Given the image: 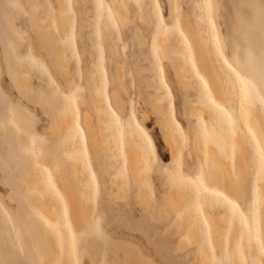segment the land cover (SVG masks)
<instances>
[{"label":"rangeland","instance_id":"1","mask_svg":"<svg viewBox=\"0 0 264 264\" xmlns=\"http://www.w3.org/2000/svg\"><path fill=\"white\" fill-rule=\"evenodd\" d=\"M0 1H2V0H0ZM3 1L6 2V4L10 5V8H11L10 18H11L12 22H11V24H8V26L13 31L16 38H18L20 41L19 49H14L15 59H16L17 65L21 69V72L23 73V75L28 78L27 80L30 83V86H31L30 88L33 87L34 91L37 90L38 92L40 90L41 94L44 93L49 98L56 97L57 98L56 101H58V105L63 104V106L65 108V109L62 108L61 109L62 111H63V109L65 111L68 110L69 112L73 111V114L79 119L82 118L83 114L84 115L86 114V115L93 117V122H94L93 127H95V128H93L94 133H95L94 135H96L95 137L98 139L100 137V134H101L100 139L103 138L102 139L103 141L98 139L100 144H102V143L105 144L104 145L105 149L101 150L102 154L100 153L99 154L100 156L97 157L98 160L95 159L94 152L91 151V149H89L90 147H87L88 155H87V161L86 162H88V163L86 164V173L84 172L85 173L84 174L81 172V176L83 175L82 176L83 181H81V182L86 183V185L83 184V187L85 186L87 188V185L90 182H93V183H96L95 186H96V189L98 190V193L96 194L97 198L96 199L90 198V199H92L91 202H93L94 205H92L91 202L89 203L88 199H86L85 194L83 195V198L85 196L83 201L87 200L89 206L85 202L84 203L88 206V208H90L89 209L90 215H89L87 221L89 224H92L96 229L95 231L93 230V233H92L91 229L87 230V229H85V227H83V232L86 235L88 234L87 235L88 240H84V241L85 242L87 241V243L88 242L91 243L92 249L94 250V254L96 255L95 256L96 259H99V257H100V251H101L100 249L102 247V238L100 237V234H101L103 228H105L111 232H116L119 236H124L128 239H133V240L137 241L139 244H141L143 246L145 245L147 247V252L159 264H202L203 262L205 264V262H208V260H207V259H209L208 256L204 257V259L206 258V261L205 260L202 261L203 258H202L201 253L203 251L200 252V254H199V252H197L198 250L199 251L201 250V249H199V247L201 246L202 248H204V247L206 248V249L204 248V250L207 252V254H206V252H205V254L206 255L209 254L210 245L208 244V242H206V243L203 242L205 239L208 240L207 239L208 237L204 238V240L201 241V238H203L204 236L206 237L205 229L203 230L204 232L202 231V227H203L204 223H202V225L200 226L201 219H199L200 217L198 218V216H200L201 213L204 211L205 206H200V207L195 208L194 205H191L192 204L190 202L191 199H189L190 201L188 200V198H190L192 196V192L190 193V190L192 191V189H191L189 182L185 181L184 178L182 180L180 174L178 177L177 176L178 172H177V175H174V174H176L177 170L192 173L193 170H195V168H196L195 171H198V169L200 168V164H198V162L200 163V160L197 162V160H198L197 157L199 156V153H200V151H199V147L201 148V146H199L200 144L203 145L201 150L204 151V154H202V152L200 154H202L204 156L202 157V155H201L202 159L200 157H199V159L205 161L207 164L208 160L210 159L209 158L210 156L209 157L207 156V158H206L205 155H206V153H209L207 151H209V150L211 151V148L217 144V142L214 138L216 137V139H217L218 136L212 137L214 135H211L212 133L210 134V132L207 131V134H206L207 137H206L203 132H201V133H203V134H201L198 131V129H200V131H201L202 127L200 128L201 125L199 124V122H197L198 121L197 118H199L197 116V112L199 111L198 109L203 107L204 102L198 101L199 100L198 99V97H199L198 89L200 87H199V83L197 82V80H195L194 77L191 75L192 70H194L193 67L190 65L191 66L189 69L190 71L187 74L183 75V77H181V78L185 79V83H187L189 80V87L186 88L187 87L186 85H185L186 86L185 87L184 85H182L180 80L179 81L177 80V79H179V77L177 78V75H175L176 74L174 71L175 69L172 68L173 65L171 63H169V61L167 59L165 60L162 57L161 53L156 50L155 45H154L155 35L160 33V32H165L169 36V39L176 42L178 44L179 48L181 50H183L186 46V41L184 39V36L187 37V40L191 46L193 58H194V61H195V64H196L198 70L200 71L201 74H203L205 76L208 84L209 85L211 84L210 76H209L210 75V69L209 68L206 69L204 64H203V59L209 60V57H208L209 53H207L202 40L199 39V37L197 36V31L195 30V26H194L196 24L195 23L196 20H195L194 13H193L192 9H193V3L196 2V0H123V2L126 3L127 13H128V15H127L128 22L125 24L126 27L124 25H122V27H121V25L117 26V27H114V26L111 27L107 21L110 12L106 6V0H100V1L91 0L90 5L92 6V9L94 10L91 17L94 19L95 22L96 21L98 22V26H99L97 31L93 30L94 36H95V44H90L89 40H88V38H89L88 36L90 35L88 31L90 30V28L88 29V27L87 28L84 27V29H82V34L83 35L85 34L84 37H86V32H88V34H89L87 36V41H85V42L83 41L84 39L86 40V38H83V39L81 38V37H83V35L81 37H79V34L77 35V32L80 31V29H81L80 25L82 22L80 20L81 19V14H80L81 6L76 0H66L69 4L68 15H70V19L69 18L67 19L68 28H69V30L73 31L74 37L71 38L70 35L68 34V31H66V29L62 28L60 25L58 26V31L60 33V37L62 38L63 43L67 44L69 46L68 61L67 62H68V66H69L71 72H70V75L68 77L63 76L62 73H60L59 71H57V69L54 68L53 63L50 60V55H48V52H46L47 48H43L42 44L40 43V41L38 39V34L35 32V30L32 26L31 12H30V8L28 6L29 4H28L27 0H3ZM157 5L159 6L160 12L162 14L161 19L159 17ZM56 6L58 7V4H56L55 0H38V14H39V17H40L41 21L43 22V25L45 26V28H47L48 25H51V23H52V21H50V20L47 23V21L45 20L46 14L47 13H50L51 15L56 14L57 13ZM198 8L201 10V11L198 10V11H200V14H201L199 17L203 20L206 17V15L202 11V6H201L200 2L198 3ZM96 13H97V16H96ZM49 22H50V24H49ZM210 24L211 23L208 20L207 26L210 27L211 26ZM52 25H53V23H52ZM50 27H55V26L53 25ZM105 28H107V30H108L107 34L104 32ZM51 29L53 30V28H51ZM54 30H56V31H54ZM54 30H53V32L58 33L56 28H54ZM134 30L136 31V33ZM91 34H93V33H91ZM134 34H136V35H134ZM108 35H110L113 39L114 51H112V49L110 48L109 40L107 37ZM92 39H93V37H92ZM57 43L58 42H56V44ZM200 45H201V48H204V51L200 50V48H199ZM3 49H4V47H3V44L1 42V36H0V68H1V72H2L1 73V84H2L1 86L3 87V89L8 94V96H4L0 92V110L12 111L13 105L19 104L22 108H25L28 112L31 113V116L34 119L35 125L32 129L19 125L20 134L17 138V142L19 145L17 146L16 145L17 143L15 141L16 148L14 146V143L12 144L9 142L12 139L10 138V140H9V138H8L9 136L7 135L8 136L7 137L5 135L7 132L5 129L6 127L5 128L3 127L4 128L3 131H1L2 129L0 130L2 132L1 133L2 137H0L1 138L0 139L1 140L0 141V146H1L0 153H2L1 157L4 158V156H5L6 161L9 160L10 163L12 162L10 164L7 161V163L12 166L11 167L12 169L13 168L16 169L15 167L17 166L15 173L13 171L14 169L12 170L13 172L12 171L8 172L7 169H9V168H7V167H6V169L4 168L5 171L3 170V167H5V166H3L5 164V162L3 165L0 163V168H1L0 169V204L4 208L9 219H12L14 216V211H13L14 207H12V206L16 205V203H18V202L16 201V199H15V201L13 199H11V202H10L11 204H10L9 200L6 198V195L9 193V191L11 189L12 183H10V185L8 184L9 182L7 181V179L9 180V178H7V176H5L4 172L5 173L8 172L6 175L11 174V173L16 174V176L20 175V173H19L21 171L20 169H21V167H24V165H22V164H24L25 161L19 163L21 165V167H20L19 164H17L20 160L18 159L19 160L18 161L17 159L16 160L14 159L15 162L18 161L15 165V162L12 161L10 152L9 153L7 152L9 148L11 149V147L10 146L8 147V145L12 144L15 148V152L17 151L16 149L20 148L18 150V152L20 155H22L23 158L26 157V155L30 152V149H31L34 152L30 153V155L28 154L27 156L29 157V159H30V157L34 158L33 161L38 166V169H37L36 165H35L36 170L34 169L35 166L32 163L33 162L32 158L30 159L31 161L28 160L29 161L28 162L27 161L28 157H26L27 158L26 161L30 164L32 163L31 165L28 164L29 165L28 167L32 166L29 168L32 171L34 169L33 172L31 171L32 173H34V172H36V173L38 172V174L41 173L40 178L37 174V178L42 179L41 177H43L45 183L44 182L42 183V180H41L42 185L41 184L40 185H41V187L44 186L46 188V190L48 191L47 192V191H45V189H43L44 192L40 193V191L37 190L38 193H40V195L38 194L36 197L41 198L42 195H43L42 197H44L45 196L44 193H46V195H48V196L50 195L49 199L52 201H50L49 207L52 210V212L55 214L54 215L55 217L53 219H49L48 217H44L46 219L45 220L46 224L48 226H53L55 224L57 225L58 221L60 219H62L63 220L62 222H64V226L71 228V227H73V221L74 220H73V217L71 216L69 200H68L67 193L65 191V187H66L65 182H64L65 177L62 178L60 176V174L56 171L57 162L52 160L53 157H51V155L52 156L54 155V158L55 157L60 158L59 154L57 153L58 150H60L62 152L61 155L64 154L61 157H64L66 155L67 158H65V160H68V158L71 157L70 159L72 160V162L70 164H72L73 160L75 161V159L71 155L72 153L67 151V149H65V148L63 149V147L64 146L67 147L70 145L71 148L73 150H75V149H79L83 143H85L87 146V141L84 140V133H83V131H81L80 128H78L76 126H71L68 130H66L62 134H58V132H56V131L54 132L53 130L52 131L50 130V128H52V127H50L51 123L54 119L53 115L55 116L58 114L59 115L62 114L63 116H65V114L71 115V113H67L68 111L63 113L60 110H59L60 111L59 112L58 110H56V108H55V110L48 111L51 108L50 105H49V108L46 104L43 106V104H42L43 102H41L42 100H40L41 103H39V97H38L40 95V97H41L40 99H42L43 97H46V96H44V94H43V97H42L41 94L38 93L37 91H35L37 94L36 96H35V93L31 95V93L34 92V91H32V89L29 92L30 94L26 93V95H25V93H24V95H22L23 93H21L22 96L20 94H18L20 92H16L15 88H17V87L14 86L16 84L13 81L11 82V80H13V79H11L9 74H7L6 65H5L6 62H5ZM213 52H214L217 60L219 61V64L221 65V67H224L222 60L218 56V52H217L216 48L213 49ZM91 67H93V69H94L93 73L99 82V87H94L91 84V79H90V76H91L90 68ZM143 68L144 69L146 68V70H143ZM159 70L165 71V74L168 78V81L170 82L171 87H172V97L166 96V98L164 99V104H165L168 120L172 122L173 127H174V131H172V133L173 134L175 133V135H176L175 136L172 134V136H173L172 141L174 140V142L171 141L169 136H167V139L168 140L170 139L169 141H171L173 143L172 144L171 142H169V144L174 145L173 147H175V151L174 150L171 151L174 148H171L172 145L170 146L168 144V142H166V141H168L167 139L164 140V136H163L164 132L162 131L161 127L159 128L160 124L158 123V121H159L158 120V114L154 110L155 107L152 105L154 103L155 99L153 101L154 96H152V94H150V93H154L155 89H150L149 88L150 86L148 87V85H147V82H146L147 80L145 81V78L146 79L149 78L148 81H150L152 79L155 84L156 83L160 84L159 75H158ZM223 72L225 73L227 78L232 79V75L230 73L226 72L224 69H223ZM185 76H186V78H185ZM188 76H190V77H188ZM67 78L70 79L74 90H78V92L80 90L83 92V94L80 92L83 96L81 95L82 97L76 98V102L74 104L71 103V98H72L73 92L70 89V86L68 85ZM186 79H188L187 82H186ZM152 80L148 83H152ZM231 81L234 84V79H232ZM182 82H183V80H182ZM152 85H154V84L152 83ZM104 87H105V89H104ZM233 87H235V84L233 85ZM18 89L20 90V88H18ZM23 89H25V88H23ZM19 90H17V91H19ZM160 90L162 91V95L166 94L165 88L162 86V84H160ZM186 90H188V91H186ZM90 91H93V93L96 94L98 96V98H100V100L97 99V101H100L99 102L100 107H101L102 111L104 112L103 113L104 115H102V116L100 115V117H102L104 119V121H101V120H103L101 118V120H100L101 122H99V119H100L99 116H98L99 119L96 118L97 117V115L95 113L96 109H94V104L92 103L93 101H91L92 99H91V96L89 94ZM27 95H29V97H31V98H29ZM32 96H35V98ZM85 96H86V98L84 99ZM89 96H90V99L87 98ZM117 96H119L122 99L120 103H117L115 101ZM92 98H93V96H92ZM187 98H189V99H187ZM49 100H51V99H49ZM186 100H188V101H186ZM152 101H153V103H152ZM191 102L193 103V105H194V103L196 104L198 102L200 105H202V104L203 105L200 106L199 104H196V105H199L200 108L195 107L196 106L195 105V106H193L194 108L192 109V107H191L192 103ZM96 103L98 104V102H96ZM109 103H111L115 107V109L117 111L116 114H114L112 112V110L109 106ZM190 103H191V106L189 105ZM48 104H50V103H48ZM188 106H189V108H188ZM204 106H206V104ZM52 107L54 108V105H52ZM46 109H47V112L45 111ZM203 109H204V111H202ZM205 109H207V110L205 111ZM132 110H133V113L135 114V119L132 117ZM54 111L56 112V114H54L55 113ZM186 111H188V112H186ZM200 111H202L204 113V116L205 117L207 116L206 118H208L210 121V119L212 117L211 114H213V113L208 112L209 116L206 113H207V111L212 112V110L207 106V108L204 107ZM100 112H101V110H100ZM193 112L196 113V114H194V116L192 115ZM189 113L191 115H189ZM199 113L200 112H198V114ZM101 114H102V112H101ZM175 119H178L179 121L182 122L181 130L178 129V127L176 126ZM189 120H190V122H189ZM137 122L139 124L144 125L146 128L149 129V134H150L151 138L154 140V142L156 143V146H157V149L159 152V155H158L159 157L152 154V152L149 153V155H150L149 158L151 159V162H152L151 166L148 168L146 166H144L145 170L143 168V171H146V172L141 171L142 169L140 170L141 171L140 173H144V175L141 174L142 177L144 176L146 178V180L148 178L149 181L148 180L146 181L145 178L143 177L144 180H143V178H142V180L146 181V183L141 182V184H140V182H139L140 185L139 184L137 185L138 182L137 183L134 182L136 180L129 178L130 177V176H128L129 170L127 168V163H125V158H124V154H125L124 141H125V135L126 134L129 135L128 134V128H127L128 126H131L129 129L132 131V134L137 131V133H139V135H141L142 138L145 139L143 134L138 132V128L136 127ZM198 124H199V127H197ZM189 125H191V126L193 125V128L191 126L189 127ZM97 126H98L99 130H98ZM195 127L197 128V131H195L196 130ZM96 130L99 131V136L97 134L98 131H96ZM160 131H162V132H160ZM190 132H194V133H190ZM195 132H197V133L195 134ZM161 133H162V135H161ZM198 133L201 135L197 136ZM192 134H195L197 136V141H195L196 140L195 135L193 136ZM3 135H5L8 138L9 144L6 142L7 138L5 137L6 138L5 139L3 137ZM210 135H211L213 141L212 140L210 141V139H211ZM136 136L137 135H134V136H132V138L127 136L128 139L130 138L129 139L130 144H132L131 140L134 141V137H136ZM192 136L195 139H193ZM202 136L203 137L205 136V137L203 138ZM170 137H171V135H170ZM136 138L139 139V136H137ZM174 138H176V140ZM208 138H210V139H208ZM189 139L191 141L194 140L196 145L199 147H197L195 145V143L190 142ZM200 139L203 140L204 142L201 141V143L198 145ZM230 139H232V138H230ZM2 140H5L4 142H6V143L1 144V142H3ZM109 141H110V144L112 145L111 147H109V145H110L108 143ZM176 141L178 142L177 143L178 147H177V145H175ZM189 142L192 144V146L195 145V147L198 149V151H197V149L195 151V149H193L191 144L189 145ZM206 142H208V143L214 142L211 145V148L209 150L207 149V147L209 148L208 145H210V143L207 146H205ZM133 143H134V146L136 147L137 145H136L135 141ZM43 146H47L48 149L46 148L47 150L45 151V148H44V151L41 152L40 150L42 149ZM248 146L250 147V145H248ZM215 147H214V149H216V150H212V152H210L209 154L214 155L213 151H215V153H216L215 155L218 154V156H217L218 159L223 160V162H224V160L226 158L222 157V156L223 155L225 156V154L227 155V153H225V150H223L225 153V154H223V152L220 151V149H217L218 144ZM3 148H5V149L8 148V149L5 151V149H3ZM112 148H114L113 149L114 151L116 148V151H115L116 153L122 152V154L119 153L120 154L119 158H117L119 154L112 152L113 150L111 151ZM117 149H119V150L117 151ZM148 149L150 151H152L150 148H148ZM203 149H205L206 152ZM228 149H230V147ZM12 150L13 149H11V152H12ZM20 150H21V153H20ZM28 150H29V152H28ZM218 150L222 153L219 154L220 152H218ZM227 151L228 150L226 149V152ZM230 151H231V149L229 150L228 153H230ZM106 152H108V153H106ZM174 152H176V153L174 154ZM197 152H199V153H197ZM23 153H24V156H23ZM44 153H45V155H44ZM55 153L58 156L57 155L55 156ZM196 153L198 155L197 157H196ZM19 154H18V156H19ZM31 154L32 155L35 154V156L34 155L32 156ZM113 154H114V156H113ZM7 157L9 159H7ZM256 157L259 160L256 159ZM2 158H0V160ZM113 158L114 159L117 158L116 159L117 161L114 160ZM174 158H175V160H174ZM215 158H216V156H215ZM228 158H231V159H227V160H230V161H228L230 163V165L228 164V162L226 165L230 166V167H228V169L229 168L231 169V167H232V170L229 169V171H226V172L232 173L233 176H235V181L237 182V192L235 193L234 191L229 190V193L231 194V196L233 198V211L237 212L238 207H241V209L248 216L250 211L253 209L252 199L254 196V192H257V194L259 196L261 185L262 184L264 185V154L261 156L253 154V160L255 161V163H258V162L262 163V169H261V173H260L259 177H257L258 174H255L253 176V173L252 174L249 173L251 171L247 172V170H243L242 165L241 166L238 165L240 169L238 168V166L233 165V164H236L235 163L236 158L234 156H230V154H229ZM105 159H106V161H105ZM111 159H113V160H111ZM206 159H208V160L206 161ZM173 160H174V162H172ZM227 160H225V163ZM231 160H232V164H231ZM3 161H5V160H3ZM108 161H109V163H108ZM114 161H116L115 164H117L118 168L120 169V173L119 172L116 173V175H119V176H116L115 177L116 179L114 178V180L119 182L120 187L122 184H125V187L128 190L127 195L125 194L127 192V191H125L126 188L123 185H122V187H124L125 190H124V188H119V189H121V191H122V189L124 190L122 192L118 189L119 186L115 182H113V184H111V187H110L111 181H109V180L113 181L112 177L115 176L114 175L115 170L113 169L114 166L111 165L112 164L111 162L114 163ZM1 162H2V160H1ZM27 162H25V163H27ZM67 162H70V160ZM67 162H63V163H67ZM219 162H222V161H219ZM173 164L177 165V166L180 165V166L172 168V166H174ZM5 165H7V164H5ZM143 165H145V162H143ZM208 165L209 164H207L206 166L209 167ZM222 165H224V163ZM222 165H221L222 168L227 167L226 165L225 166H222ZM252 165H254L253 170L251 169L253 172L254 170H256V166L254 163ZM7 166H9V165H7ZM233 166L234 167L236 166L235 169ZM18 167H20V169H18ZM31 168H33V169H31ZM175 168H177V170H175V173H174V170H173L172 174L168 173V170H172ZM26 169L22 168L23 174H25L24 170H26ZM17 171L19 174H17ZM195 171H194V173H195ZM11 176L13 178L14 175L12 174ZM110 176H111V178H110ZM190 177L193 178L192 175ZM256 177H257V179H259L258 180L259 184H256ZM120 178L122 179L121 183H120V180H121ZM164 178H166V179H164ZM178 178H181L180 179L181 183H182V181L183 182L185 181V183L184 184L179 183ZM118 179H120V180H118ZM172 179H173V181H172ZM164 180H166V181L164 182ZM169 180H170V182L171 181L173 182V185H174V181L177 180V184L179 183L181 188H182V191H180L181 190L180 186L177 185L175 182L174 189L176 188L177 191H176V189L175 190L171 189L172 192L174 191L171 195L176 194V192H177V194L180 192V195L182 193L184 194L186 192V189L190 186L189 187L190 189L188 188L187 192L190 193L191 195H188V193L186 192L187 193L186 197L188 196L186 201H189V203L192 207L190 209L194 208L193 212L194 211L195 212L193 213V216L191 214L192 210L189 209V207H188L189 203H187V202H185L183 204L184 205L186 203L188 204L187 205L188 211L184 210V207L186 209V205L185 206L182 205V208H180L186 212H184L183 210H180L179 207H176L178 209V211L176 209H175L176 210L175 211V210H173V208L165 206L166 203L164 204V202H162V204L164 206L162 204H160L163 207V208H161V206L155 200H154V202L151 201L152 196H151V198L149 197L151 199L149 201V203L153 202L152 205L154 203H156V204H154L151 207L147 203L150 206V208H152V209H150V211H148L149 207H145V206H147L146 204L144 206L145 209H143L144 207L142 205L140 206L137 204V202H135V197L138 193V192L136 193L135 190H138L137 189L138 186H142V183H143V187H142L143 189L140 187L139 190H144V188H145L146 189L145 191L147 193L145 191L144 192L148 196H150L149 194L152 192V190H150V187L152 186V188L154 189L153 192L156 194L158 201L161 202L164 192L166 190L167 191L169 190L168 192L170 193V189H168V188L173 187V186L169 187V185H172L171 184L172 182L170 183ZM81 182H80V184H81ZM166 182H168L169 185L165 184ZM114 183L118 187H115ZM135 183L137 186L135 185ZM144 184L145 185L148 184V185L145 187ZM149 185H150V187H149ZM182 185L183 186L188 185V187L186 186V189H184V187H182ZM212 185L213 186H219L221 188L223 186L221 181L220 182H213ZM84 188H83V190L85 191ZM88 189L89 188H87L86 190L88 191ZM118 190L120 191V193H122V196H123V194H125L127 196L126 197L124 195L126 198H128V200H129L128 203H127V199H125V198H122V200H121V198L114 197L116 194L115 192H119ZM262 190H263V188H262ZM37 191L35 192V194L37 193ZM108 191L110 193L114 192L115 194L111 193L112 194V197H111V195ZM33 192L31 191V194ZM184 195H182L183 197L181 196L182 198L180 197L182 202H184V199H185ZM32 196H33V194H32ZM116 196L122 197L119 194H117ZM173 197H175V195ZM175 198H173V199H175ZM180 198L178 197V198H176V200L177 199L180 200ZM114 199L117 201L115 202ZM181 200H180V202H181ZM176 203L174 202V204H176ZM209 203H210V201L208 202V204L207 203L204 204L206 206L208 205L205 208V210L207 208H209V205L211 204V203L210 204ZM155 205L157 207L160 206L159 207L160 210H159V208L157 209L159 212L160 211L161 212L163 211L162 213L165 212L164 213L165 216L168 214V216H169L168 220H167V216H166V218L164 216V219H162L160 217L162 219L161 220L159 218L160 213L157 211H156L157 212L156 215H155V212L154 213L151 212L153 210V208H155V209L157 208ZM180 205H181V203H180ZM213 205L215 208L212 207ZM216 205H218V210L216 209L217 208ZM216 205L211 204L210 208L212 207L211 208L212 210L210 212V209H207L210 213V214L207 213V215L209 217L211 215L212 219H217V217H219L217 219L219 224L222 225V223H223L224 226H222V227L227 226L225 228V230L223 228V233H224V231L227 232L228 228H229V230L232 228L233 231L236 230V232H237V228L235 230L233 229L235 227L234 225L237 224V222H236L237 219L234 220L236 222L235 224L233 223L234 221L232 222V225L233 224L234 225H233V227H231L230 222L228 221L229 219L227 216L228 215L227 207L225 208V205L220 206V203L219 204L216 203ZM222 206H224V207H222ZM219 207H220V209H219ZM146 208H148V209H146ZM155 209L153 211H155ZM162 209H164V210H162ZM34 211L31 208V213ZM181 211L186 215V217H190L188 215L191 214L190 218L194 217L195 219L189 218L191 220V223H189L190 220L189 221L186 220L188 218H186L183 213L181 214ZM219 211L221 212V214L223 213L222 215L224 217L225 216L227 217V219H228L227 221H226V218H224L225 220H223L222 216H219V215H221L219 213ZM225 211L227 214L225 213ZM189 212H191V213H189ZM195 213L197 214V216L194 215ZM33 214L36 215L37 213L34 212ZM33 214H32V217H35V215L33 216ZM180 214L183 215V217L180 216ZM213 214L217 215L216 218ZM178 215H179V217H181L180 220L183 218V221L184 220L188 221V223H186V224H189L188 226H191V227L194 226V225L193 226L190 225V224H192V220L194 222L196 220V217H197L198 220H200V221H198V220L195 221L196 232L194 229L195 226L193 229L191 227L185 226V223H184L185 221L183 222L182 220L181 221L183 222V225L186 227V229H184V227H182L184 230H182V228H181V230H179L180 227L182 226V225L180 226V224H182V223H181V221H178V219H179ZM36 216L38 218V214ZM156 217H158L159 220ZM123 219L124 220L126 219V221H123ZM129 219H130V221H132V227L135 226V228L133 227L130 229V226L127 227L128 224H126V223L129 222ZM37 220L38 219L35 218V221H37ZM127 220H128V222H127ZM155 220H157V221H155ZM219 220H221V221H219ZM38 221L40 223V220H38ZM148 222H149V225H148ZM196 222H197V224H196ZM225 222H228V225H225V224H227ZM137 223H139V224L141 223V225H140L141 228H139V230L137 229L139 227V224H138V227H136ZM142 226L146 229V230H144V228H143V231L147 233V229H148L149 234L145 233L146 235H144L143 234L144 232L140 231V230H142ZM199 226L201 227L200 229H199ZM154 227H157V228H154ZM236 227H238V225ZM188 228H189V230L192 229L191 232L194 234H190L191 232H189ZM205 228H208V226L205 225ZM47 230L48 229H46L45 232H48L49 234H51V232H49ZM187 230H188V235L185 233V232H187ZM193 230H194V232H193ZM259 230H260V234L263 238L264 237V226L262 224L259 226ZM161 231H162V233H160ZM199 231H202L201 233L202 234L204 233L203 234L204 236L201 235V233ZM229 232L230 231L227 232L228 234L224 233L225 237L223 236L224 234L221 232L222 236L224 238H228L226 248H224V250L222 251L219 248L218 244H214L212 247L214 259L209 264H229L230 263V257H231L232 252H233L232 239H235L234 234L236 235L237 233H234L232 235L233 232H230V233ZM243 232L245 234L244 235L245 240H247L249 243L256 242V241H254L253 229H252V225H251L249 217L247 218L246 226L243 227ZM52 233H53V231H52ZM189 234H190V238L193 237V235L194 236L195 235L200 236L196 239L197 240L200 239L199 242L201 241V244L200 243L198 244L197 241H195L196 243H194V240H196V239H193V238H195V237H193L190 240V238L188 237ZM51 235L53 236V234H51ZM185 236H187V239ZM212 236L214 238V241H216V242L220 238L219 233L216 231H213ZM183 237H184V239H183ZM81 238L83 239L84 236ZM73 239L80 241V239L74 235H73ZM162 240H163V243H161ZM180 240H181V242H180ZM165 241H166V243H164ZM156 242H157V244H155ZM203 243H205V244H203ZM160 244L161 245L163 244V245L161 246ZM206 244L209 245L208 248H207L208 245H206ZM14 246H16V245H14ZM262 246L264 248V239H263ZM18 248H20V247H18ZM18 248L17 249L14 248L17 250V254H19L17 256L18 257L20 256L19 259L22 260L23 264H28L29 260L26 258V256H25L26 254H24V251H22L21 249H19V251H20L19 252ZM58 249H60V251L62 250L61 247L60 248L58 247ZM221 254H222L223 262L221 260H219ZM261 256H262V258L260 259V261L262 263H264V252L263 251H261ZM196 258H197V260H196ZM16 260H15V263H17V261H18V260L17 261ZM75 261H76V264H80V258L78 256H76ZM19 264H20V261H19ZM29 264H31V263H29ZM84 264H89V262L85 261Z\"/></svg>","mask_w":264,"mask_h":264},{"label":"bare ground","instance_id":"2","mask_svg":"<svg viewBox=\"0 0 264 264\" xmlns=\"http://www.w3.org/2000/svg\"><path fill=\"white\" fill-rule=\"evenodd\" d=\"M55 1H56V4H58V7L56 6L57 13L52 14V15L50 13H47L46 19H45L47 21V23L49 20L52 21V23L55 27H50V26H53L51 23V25L47 24L48 25V27H47L48 29H47L43 25V22L41 21L39 14H38V0H27V2L29 4L28 6H29L30 12H31L32 26H33L35 32L38 34V39H39L40 43L42 44L43 48H47L46 52H48V55H50V60L52 61L54 68L57 69V71H59L60 73H62L63 76L68 77L70 75V72H71V70L68 66V62H67L68 61L69 46L67 44L63 43L62 38L60 37V33L58 31V26L60 25L62 28H65L66 31H68V34L70 35L71 38L74 37V33L72 30H69V28H68L67 19L68 18L70 19V15H68V10H69L68 2L66 0H55ZM76 1L81 6V9H80L81 19L80 20L82 21L81 25H80L81 29L79 28L80 31L77 32V35L79 34V37H81L83 35L82 29H84V27H86V28L88 27V29L90 28V30L88 31L90 35L88 34V32H86V37H84V35H85L84 34L83 37H81V38L82 39L86 38V40L85 39L83 40L85 42V41H87V36L89 35L88 36L89 37L88 38L89 43L95 44L94 31H97L99 26H98V22L97 21L95 22L94 19L91 17L92 13L94 12V10L92 9V6L90 5L91 0H76ZM98 1H100V0H98ZM199 2L201 3L202 11L206 15V17L203 20L199 17L201 15L200 14L201 10L198 8ZM106 6L110 12L109 17L107 19L108 24L111 27L112 26L117 27L120 25H121V27H122V25L125 26V24L128 22V18H127L128 13H127V8H126V3L123 2V0H106ZM157 8H158L159 17L161 19L162 14L160 12V8L158 5H157ZM198 10H200V11H198ZM192 11L194 13V17L196 20L195 21L196 24L194 26H195V30L197 31V36L199 37V39L202 40L207 53H209L208 54L209 60L203 59V64H204L206 69H208V68L210 69V75L209 76H210L211 84L210 85L208 84L205 76L203 74H201L200 71L198 70V68L195 64L192 49H191V46L187 40V37L184 36V39L186 41V46L183 50H181L179 48L178 44L176 42H174L173 40L169 39V36L165 32H160V33L156 34L155 38H154L155 39L154 40L155 48L157 51H159L161 53L162 57L165 60L167 59L169 61V63H171L173 65L172 68L175 69L174 70L176 73L175 75H177V78L179 77V79H177V80L178 81L180 80L182 85H184V86L186 85L187 86V87L185 86L186 88L189 87V80L186 79V82H187V80H188V82L185 83V79H183L181 77H183V75L187 74L190 71L189 69L191 66L193 67L194 70H192L191 75L194 77L195 80H197V82L199 83V87H200L199 88L200 90L198 89V91H199V93H198V95H199L198 99L199 100L198 101L204 102V105L206 104V106H204L201 103L203 105V107H201V108H200V106H202V105H200L199 102L196 104H199L200 106L196 105L195 103L193 105L192 102H191L192 106H191V103L189 104L192 107V109L194 108L193 106H195V105H196L195 107L200 108V109H198L199 110L198 112H200V113L198 114V112H197V116L199 117V118H197L198 121L196 120L201 125L200 128L202 127L201 131H200V129H198L199 133L203 132L204 135L206 136L207 131H209L210 134L212 133L211 135H214L212 137L218 136L217 139H216V137L214 138L218 144L217 149H220V151H222L223 154L227 153V155H228L227 156L225 154V156L223 155L222 157H225L226 158L225 160H227V159H231V158H228L229 154H230V156H234L236 158V161H235L236 164H233V165H236V166L242 165L243 170H247V172L251 171L249 173H251V174L253 173V176L255 174H258L257 177H259V175L261 173V169H262V163L261 162L255 163V161L253 160V154H256L258 156L259 155L261 156L264 154V0H200V1L196 0V2L193 3ZM10 14H11L10 5L6 4V2H4L3 0L0 1V36H1V42H2L3 47H4L3 52H4L5 62H6V63L4 62L6 65V71H7V74H9L10 78L13 79V80L10 79L11 82L13 81L16 84V85H14L12 83L15 87H17V88H15L16 92H20V93H18L20 95H21V93H23L22 95H24V93L26 95V93L28 94L31 89H32V91H34V89H33V87L30 88L31 86H30L29 81L27 80L28 78L23 75V73L21 72V69L17 65L16 59H15L14 49H19L20 41L18 38H16L15 34L13 33V31L8 26V24H11V22H12L11 18H10ZM96 16H97V13H96ZM208 20L211 23L210 27L207 26ZM49 24H50V22H49ZM51 28H53V30H54V28H56L58 33L53 32V30ZM104 30H105L104 32L107 34L108 33L107 28H105ZM54 31H56V30H54ZM91 33H93V34H91ZM135 33H136V31H135ZM134 35H136V34H134ZM92 37H93V39H92ZM107 37L109 40L110 48L112 49V51H114L113 39L110 35H108ZM56 42H58V43L56 44ZM199 48L201 51H204V48H201V45L199 46ZM214 48H216V50L218 52V56L222 60L224 67H221V65L219 64V61L217 60V58L213 52ZM223 69L232 75V79H234L235 87H233L234 84L231 81L232 79L227 78V76L223 72ZM90 70H91V76H90L91 84L94 87H99V82L93 73L94 72L93 67H91ZM143 70H146V68L145 69L143 68ZM1 73L2 72H1V68H0V92L4 96H8L7 92L1 86L2 85L1 84ZM158 75H159L160 84H162V86L165 88V91H166V94H164V95H162V91L160 90V84L159 83L155 84L153 82V80L151 79L152 83L154 84V85H152V83H148L151 81V80L148 81L149 78H147V79L145 78V81L147 80L146 82H147L148 87L150 86L149 87L150 89H155V92L150 93V94H152V96H154L153 101L155 99L154 103L152 101V103H153L152 105L155 107V108L154 107L153 108L156 111V113L158 114V120H159L158 123L160 124L159 128L161 127L162 131L164 132V135H163L164 140L167 139V136H169V138L172 141V137H173L172 131H174V127H173L172 122L168 120L166 108H165V104H164V99L166 98V96L172 97V87H171L170 82L168 81V78H167L164 70H159ZM188 77H190V76H188ZM185 78H186V76H185ZM182 80H183V82H182ZM67 81H68V85L70 86V89L73 92V95L71 98V103L74 104L76 102V98L83 96L82 95L83 92L80 90H79V92H78V90H74L70 79L67 78ZM18 88H20V90ZM23 88H25V89H23ZM104 89H105V87H104ZM17 90H19V91H17ZM35 91H37V90H35ZM35 91L32 92L31 95L35 93V96H36L37 94ZM186 91H188V90H186ZM38 93L41 94L40 90ZM43 94L44 93L41 94L42 97H43ZM89 94H90L91 99H92L91 101H93L92 103L94 104V109H96V111H95V113L97 115L96 118L99 119L100 115L101 116L104 115L103 114L104 112L102 111V109L100 107V103H99L100 101H97V99L100 100V98H98V96L96 94H94L93 91H90ZM27 96L29 97V95H27ZM35 96H32V97L35 98ZM44 96H46V95L44 94ZM90 96L87 98L90 99ZM92 96H93V98H92ZM119 96H117V98L115 100L117 103H120L122 100ZM38 97H39V103L43 102L42 103L43 106L46 104L49 108V105H50L51 108L48 111L55 110V108L58 111L59 110L62 111L61 109L64 108L63 104L58 105V101H56L57 100L56 97L49 98L46 96V97H43L42 99H40L41 98L40 95ZM29 98H31V97H29ZM85 98H86V96L84 97V99ZM49 99H51V100H49ZM187 99H189V98H187ZM40 100H42V101L40 102ZM186 101H188V100H186ZM96 102H98V104ZM48 103H50V104H48ZM52 105H54V108L52 107ZM109 106H110L112 112L114 114H116L117 111H116L115 107L111 103H109ZM207 106L212 110V112L207 111L206 114L208 115L209 114L208 112L213 113V114H211L212 117H211L210 121L208 118H206L207 116L206 117L204 116V113L202 112V111H204V109L202 111H200L204 107L207 108ZM188 108H189V106H188ZM47 109L45 110L46 112H47ZM64 109L62 111L63 113L68 111V110L65 111ZM100 110H101L102 114H101ZM206 110L207 109H205V111ZM186 112H188V111H186ZM195 112H193V114H192L193 116H194V114H196ZM67 113H71V115L65 114V116H63L62 114L59 115L58 113H57L58 115H55V116L53 115L54 119L51 123L50 127H52V128H50V130L51 131L53 130L54 132L56 131V132H58V134H62L63 132L68 130L71 126H76V127L80 128L81 131H83L84 140L87 141V146L85 143H83L79 149L73 150L70 145L67 147H65V146L63 147V149L65 148V149H67V151L72 153L71 155L75 159V161L73 160L72 164H70L72 162V160L70 159L71 157L68 158V160H65V158H67L66 155L64 157H61L64 154L61 155L62 152L60 150H58V152H57L59 154L60 158L59 157L54 158V155L53 156L51 155V157L54 158V159L52 158V160L57 162L56 171L60 174V176L62 178L65 177L64 178V182L66 185L65 191L67 193L68 200H69L71 216L73 217V220H74L73 221V227H71V228L64 226V222H62L63 221L62 219H60L58 221L57 225L55 224L53 226H48L46 224V221H45L46 219L44 217H48L49 219H53L55 217L54 216L55 214L52 212V210L49 207L50 201H52L49 199L50 195L48 196V195H46V193H44L45 194L44 197H42L43 195L41 196V198L36 197L38 194L40 195V193L44 192L43 189H45V191H47V190L44 186L41 187V185H42L41 180H42V183L44 182L43 177H41L42 179H39L41 176V173L40 174H38V172L32 173L34 171V169L36 170V166H37L35 164V162L33 161V159H34L33 157H30V159L32 158V161H33L32 163L34 164V166L35 165L36 166L34 169L31 168V169H33V171L29 169L32 166L28 167L29 166L28 164H30L28 162L31 160L29 159V157L27 155L28 154L30 155V153H33L34 151L30 149V152H29V150H28L29 153L26 155V157H28V159L26 157H24L25 158L24 159L22 157V155L19 154L18 150L20 148L16 149L17 151L15 152V148H16L15 144L17 143L16 145L17 146L19 145L17 142V138L20 134L19 125L24 126L26 128H30V129H32L35 125V122L31 116V113L28 112L25 108H22L19 104H14L12 111L0 110V130L2 129L1 131H3V129L6 127L5 129L7 132L5 135L6 136L8 135L9 137L8 136L7 137L9 138V140H10V138L12 140L9 141L5 135H3V137L7 138V139L6 138L5 139H6V142L8 144H9V142L12 144L14 143V146H15V148H14V146L12 144L8 145V147L10 146L11 149H13L12 152H11L10 148H9L10 150L8 148H6V149L3 148V149H5V151L8 149L7 152L8 153L10 152L12 161L15 162L16 159L20 160V161L18 160L19 162L17 161L18 163L15 162V165H16V163L19 164L20 162H24V161L27 162L29 160L27 163L24 162V164H22V165H24V167H21V165L19 164L21 169H20V167H18V169H20L21 171L19 172L20 175L16 176V174H14V173H15V170L17 169V166L15 167L16 169L13 168L14 169L13 170L11 168L12 166L10 165L12 162L10 163L9 160H7L8 163H10V164H8L5 156L3 155L4 158H2L1 157L2 153H0V158H2L1 159L2 162L0 160V163L3 165L5 162V164L9 165V166H7L4 164L3 166H5V167H3V170H4V168L6 169V167H7L10 169V170L7 169L8 172L12 171V170L14 171V173H11L8 175H6L8 172L7 173L4 172L5 176H7V178H9V180H8L5 177L7 179V181L9 182L8 184L10 185V183H12L11 189H10L9 193L6 195V198L9 200V203L11 202V199H13L14 201L16 199V201L18 202V203H16V205L12 206V207H14V210H13L14 216L12 219H9L4 208L0 204V264H19V261L21 264L22 260L19 259L20 256L19 257L17 256V255H19V254H17V250H16L18 247H20V248H18V251H19V249L24 251V254H26L25 255L26 258L29 260V263H31V264H76V261H75L76 256H78L80 258V264H84L85 261H88L89 264H159L147 252V247L145 245L143 246L133 239H128L124 236H119L116 232H111L105 228H103V230L100 234V237L102 238V247L100 249L101 251H100L99 259H96V257H95L96 255L94 254V250L92 249L91 243H89V242L87 243V241L86 242L84 241V240H88L87 239L88 234L86 235L83 232V227H85V229H87V230L91 229L92 231L91 230L90 231L92 233H93V230L94 231L96 230L95 227L92 224H89L87 220H88V217L90 215L89 214L90 208H88V206H89L88 201L90 203L92 199L97 198L96 194L98 193V190L96 189V186H95L96 183H93V182H90L87 185V188H89L88 191L86 190L87 188L85 186H84L85 188L83 187V184L86 185V183L81 182V181H83L82 180L83 175L81 176V172L86 173V164L88 163V162H86L87 161V155H88L87 147H90L89 149H91V151L94 152L95 159L98 160L97 157L100 156L99 154L101 153V150L105 149V146H104L105 144L104 143L100 144V142L98 141V139H100V137H101V134H100V137L98 139L95 137L96 135H94L95 133H94L93 128H95V127H93V123H94L93 117L86 115V114L85 115L83 114L82 118L79 119L73 114V111L72 112L68 111ZM54 114H56V112ZM189 115H191V114L189 113ZM132 117L135 119V114L133 113V110H132ZM101 118L102 117H100L99 122L104 121V119L102 118L103 120H101ZM175 122H176V126L178 127V129L181 130L182 122L179 121L178 119H175ZM189 122H190V120H189ZM199 124L197 127H199ZM137 125L139 126L138 132L142 133L145 139H143L142 136L139 135V133H137V131L132 134V131L129 129L131 126H128L127 128H128V134L129 135H127V134L125 135L124 158H125V163H127V168L129 170V175H128V176H130L129 178L136 180L134 182H136V183L138 182L137 183V185H138L139 182H140V184H141V182L146 183V181L148 180V178L146 180V178L143 176L146 180V181H143L144 178L142 177V175H144V173H140V172L143 171V168L145 170L144 166H146L148 168L152 164L151 159L149 158V156H150L149 153L152 152V154H154L157 157H159L158 156L159 154H158L156 143L154 142V140L151 138V136L149 134V129L146 128L144 125L139 124L138 122L136 123V127H137ZM190 126L191 125H189V127ZM191 127L193 128V125ZM97 128H98V126H97ZM195 129L194 130L197 131L196 127H195ZM98 130H99V128H98ZM98 130H96V131H98ZM1 131H0V137H2ZM162 131H160V132H162ZM190 133H194V132H190ZM196 133L197 132H195V134ZM199 133L197 134V136L198 135L200 136L201 134H203V133H201V134H199ZM97 134L99 136V131ZM195 134H192V135L194 136ZM134 135L139 136V139L136 138L137 136L134 137V141L137 145L136 147L134 146V143H133L134 141L131 140L132 144H130V140H129L130 138L128 139V137H127V136H129L132 138V136H134ZM161 135H162V133H161ZM170 135H171V137H170ZM173 135H175V133ZM211 135H210V137H211ZM193 136H192V138L195 139ZM197 136L195 135V137H196L195 141H197ZM212 137H211V139L210 138H208V139H210V141H211ZM229 137L232 139H230ZM102 139H100V140L103 141ZM174 139L176 140V138H174ZM169 140L166 141V142H168V144H169V142H171ZM203 140L200 139L198 145L201 143V141L204 142ZM2 141L4 142L5 140H2ZM15 141H16V143H15ZM3 142H1V144L6 143V142H4V143ZM172 142H174V140ZM190 142L195 143L194 140L193 141L190 140ZM190 142H189V145L191 144ZM108 143L110 144V141ZM177 143L178 142L176 141L175 145H177ZM209 143H210V145H208ZM209 143L206 142V145H205V146H207V145L209 146V148L207 147L208 150L211 148V145L214 142H212V143L209 142ZM172 144H169V145L171 146ZM195 145H196V143H195ZM195 145L192 146V144H191L193 149H195V151H196L197 148L195 147ZM248 145H250V147ZM111 146L112 145L110 144L109 147H111ZM173 146L174 145H172L171 148H174V149H172L171 151H173V150L175 151V147H173ZM199 146H201V148L203 147L202 144H200ZM199 146H197V147H199ZM177 147H178V145H177ZM214 147L211 148V151L209 150L207 152L210 153V152H212V150H216V149H214ZM229 147L231 149L230 153H228L230 150V149H228ZM0 148H1V146H0ZM44 148H45V151L48 149L47 146H43L40 151L41 152L44 151ZM148 148H150L152 151H150ZM201 148L199 147V151H200V153L202 152V154H204V151H202ZM113 149L114 148H112L111 151ZM205 149H203V150H205ZM226 149L228 150L227 152H226ZM118 150L119 149H117V151ZM223 150H225V153ZM115 151H116V148H115ZM115 151L113 150L112 152H115ZM197 151H198V149H197ZM220 151L218 150V152H220ZM205 152H206V150H205ZM222 152H220L219 154H221ZM17 153L19 154V156ZM20 153H21V150H20ZM45 153H44V155H45ZM106 153H108V152H106ZM119 153L120 152H117L116 154H119ZM175 153L176 152H174V154ZM197 153H199V152H197ZM197 153H196V157L198 156ZM200 153H199V156L197 157L198 158L197 162L200 160V163L198 162V164H200V168L198 167L199 168L198 171H195L196 168H195V170H193L192 173L177 170V168L172 169V170H168V173H170V174H172L173 170H174V173H175V170H177L176 174H174V173L173 174L177 175V172H178V175H177L178 177L180 174L182 180L184 178L185 181L189 182L191 189H192V191L190 190V193L192 192V196H191L192 198L191 197L188 198V196L186 197V195L188 193L187 189L190 186L188 187V185H186L188 187L186 189V186L182 185V187H184V189H186L187 193L185 192L184 193L185 195L183 193L180 195V192L178 194L176 192V194H174V195L176 198H178V197L180 198L182 195H184L185 196V199L183 198L184 202H182V200H181V198L183 196L180 198L181 202L179 199L176 200V198L173 197L174 195H171L174 192V191L172 192L171 189H173V190L176 189V188L174 189V187H175L174 185H175V182L177 184V180L174 181V185H173V182H172L173 179H172V181H171L172 183L169 180V182L172 185H169L168 182L165 183V184L169 185V187H171V186H173V187L168 188V189H170V193L168 192L169 190L168 191L166 190L167 191V192L165 191L166 193L164 192L161 202L158 201L156 194L153 192L154 189L152 188V186L150 187V185H149L150 190H152L151 193L149 192L150 196H148L146 194L147 192L145 191L146 190L145 188H144V190H139L140 187L141 188L143 187V183H142V186H138V188H137L138 190H135L136 193L138 192L136 197H135V202H137V204L140 206L142 205L143 207L146 204L147 206H145V207H149V209L146 208V209H148V211H150V209H152V208H150V206L152 207L154 204H156V203H154L152 205L154 200L159 205L162 204V202H164V204L166 203L165 206L171 207V208H173V210L176 209L178 211V209L176 207H179V209L182 208V205H184L183 203H185V202L189 203V201H190L189 199H191V201H190L192 203L191 205H194L195 208L200 207V206H205L204 211L201 213L200 216H198V218L200 217L199 219H201V221L198 220L197 217L195 220V221L198 220L201 222L200 226L202 225V223H204V225L202 227V231L205 229L206 237L203 235L204 233L203 234L201 233L202 231H199L201 233V235L204 236L203 238H201V241L204 240V238L208 237L207 238L208 240L205 239L206 241L204 240L203 242H205V243L208 242V244L210 245V247H209V245L206 244V245H208L207 248L209 247V254L208 255H206L207 252L204 250V248H205L204 246H203L204 248H202L200 246L199 249H201V250L197 251V252H199V254L202 251L204 252V253L203 252L201 253L202 258H203L202 261L203 260L206 261V258L204 259V257L208 256V258H209V259H207L208 262H205V264H207V263L209 264L214 259L213 252H212V247L214 244H218L219 248L222 251L224 250V248H226L228 238H224L225 237L224 233H227L228 231L233 232L232 235L234 233H237L236 235L234 234L235 239H232L233 252H232V255L230 257V263L229 264H264L260 261V259L262 258L261 251L264 252V248L262 246L264 237L262 238V236L260 234V230H259V226L261 224L264 226V191H263L264 185L263 184L261 185L259 196H258L257 192H254V196L252 199L253 209L250 211L248 216L241 209V207H238V211L234 212L233 211V198H232L231 194L229 193V190L234 191L236 193L237 192V182L235 181V176H233L232 173L226 172V171H229V169H230V168L228 169V167H230L229 166L230 163L228 161H230V160H227L226 163H225V160H224V162H223V160H219L217 157L218 154L215 155L216 154L215 151H213L214 155L206 153V155H205L206 158H207V156L208 157L210 156L209 160L206 159V161L208 160L207 164H209L208 165L209 167H207L206 162L201 160L204 155H202ZM120 154H122V152ZM120 154L118 155L117 158H119ZM33 155L35 156V154H33ZM56 155L57 154L55 153V156ZM201 155H202V157H201ZM23 156H24V153H23ZM113 156H114V154H113ZM215 156L217 159L215 158ZM199 157L201 159H199ZM175 158H174V160H175ZM7 159H9V158L7 157ZM26 159H27V161H26ZM113 159H111V160H113ZM116 159H114V160H116ZM256 159H258V158L256 157ZM3 160H5V161H3ZM69 160H70V162H67ZM174 160L172 162H174ZM218 160L222 161V162H219ZM105 161H106V159H105ZM116 161H114V163L111 162L112 163L111 165L114 166V168L113 167L112 168L115 170V173H114L115 176L112 177L113 181L109 180L112 182V183L110 182V187H111V184H113V182H115L119 186V182L114 180V178L116 176H119V175H116V173L117 172L120 173V169L118 168V165L115 164ZM63 162H67V163H63ZM143 162H145V165H143ZM227 162L229 164L228 166L226 165ZM108 163H109V161H108ZM223 163H224V165H222ZM253 163L256 166V170H254L252 172L253 167H254V165H252ZM231 164H232V160H231ZM221 165L222 166L226 165L227 167L222 168ZM179 166L180 165H178V166L174 165V166H172V168L173 167H179ZM235 167H234V169H235ZM22 168L23 169L27 168L29 171L26 169V170H24L25 174H23ZM238 168H239V166H238ZM37 169H38V166H37ZM230 170H232V167ZM194 171H195V173H194ZM143 172H146V171H143ZM19 173L17 171V174H19ZM12 174L14 175L13 178L11 176ZM37 174H38L39 178H37ZM191 175L193 176V178L190 177ZM257 177H256V184H259L258 183L259 179H257ZM110 178H111V176H110ZM142 178H143V180H142ZM166 178H164V179H166ZM181 178H178L179 183H181V180H180ZM120 179H118V180H120ZM165 181L166 180H164V182ZM185 181L184 182L182 181L181 184H184ZM220 181L223 184L222 188L219 186H213L212 185L213 182H220ZM80 182H81V184H80ZM121 182H122V179L120 180V183ZM115 183H114V185H115ZM136 183H135V185H136ZM179 183L177 185L180 186ZM122 185L125 187V184H122ZM122 185H121V187L120 186L118 187L115 185V187H118V189L124 188V187H122ZM147 185H145V187ZM83 188L85 189L86 192L83 190ZM125 188H124V190H125ZM180 188H181V186H180ZM262 188H263V190H262ZM37 190L40 191V193H38ZM119 190L121 191V189H119ZM124 190L122 189V191H124ZM31 191L32 192L34 191L32 193L33 196L31 194ZM36 191H37V193L35 194ZM120 191L115 192L116 194L114 192H111V193H114L115 194L114 197L121 198V200H122V198L127 199V203H128L129 200H128V198H126L127 197L126 195L128 194L127 188L125 190V191H127L125 193L126 195L123 194V196H122V193H120ZM176 191H177V189H176ZM180 191H182V188ZM111 193H110V195L112 197ZM190 193H188V195H191ZM84 194L86 195V199H88V201L87 200L83 201V199L85 198V196L83 198ZM117 194L121 195L122 197L116 196ZM151 196H152V198H151ZM90 198H92V199H90ZM173 198H175V199H173ZM187 198L189 201H186ZM117 200H115V202ZM150 200L153 201L152 203L150 202L151 204L149 203ZM209 201L211 204L216 205V203H218V204L220 203V206L225 205V208L227 207L228 210L227 209L226 210L228 211L227 216H228L229 220L227 219L226 216L224 217L222 215L223 213L221 214L220 211H219V213L221 215H219V216H222L223 220H225L224 218H226V221L228 220L230 222L231 227H233V225L237 222V224H235L234 225L235 227L233 228L234 230L237 228V232H236V230L233 231L232 228L230 230L228 228V231L226 230L227 232L224 231V233H223V228L225 230V228L227 226L222 227V226H224L222 222H221L222 225L219 224V222L217 221V219L219 217H217V219H212L211 215H210V217L207 215V213H209V211L207 209H210V212H211V210H212L211 208L214 207V205H213L210 208L211 204L209 203L210 204L209 208H207L205 210V208L208 205L206 206L204 204L205 203L208 204ZM174 202L175 203L177 202V203L174 204ZM179 202L181 203V205ZM91 203H92V205H94L93 202H91ZM187 203L185 204L186 209L184 207L185 205L183 206L184 210H186V211H188V207H189V209L192 208L190 203H189V206L187 207V205H188ZM216 206H217L216 209L218 210V205H216ZM145 207L143 209H145ZM159 207H157L156 209L153 208V210L155 209V211L152 210L151 212H153V213L155 212V215H156L157 212H159L157 210ZM222 207H224V206H222ZM31 208L33 209V211L35 210L34 212H36L38 214V218L36 216L37 214L36 215L33 214L34 212L31 213ZM161 208H163V207L161 206ZM193 209H190V210H192L191 211L192 213L189 212L192 214V216H193V213L195 212V211L193 212ZM219 209H220V207H219ZM159 210H160V208H159ZM162 210H164V209H162ZM180 210H183V209H180ZM186 211H184V212H186ZM162 212L161 211L159 212L160 213L159 218L161 217L162 219H164V216H165L164 213L165 212L164 213H162ZM182 213L183 212L181 211V214ZM225 213H226V211H225ZM32 214H33V216L35 215V217H32ZM181 214H180V216L183 217V215H181ZM191 214L188 216L191 217ZM194 215L197 216L196 213ZM213 215L216 218L217 215L216 214H213ZM166 216H167V220H168V217H169L168 214ZM166 216H165V218H166ZM185 217H186V215H185ZM190 217H186L188 219H186V218L185 219L189 221L190 219L194 218V217H192V218H190ZM248 217L250 218V222L252 225L254 241H256L254 243H249L247 240L244 239L245 234L243 232V227L246 226V221H247ZM35 218L40 220V223L38 220L35 221ZM156 218L158 219V217H156ZM178 218H179L178 221H181V220L183 221V218L180 220L181 217H179V215H178ZM126 219L125 220L123 219V221H126ZM234 220H236V222ZM155 221H157V220H155ZM182 221H181L182 224H180V226L181 225L182 226L180 227L179 230H181L182 227H184V229H186L185 226L189 225V224H186V223H188V221L184 220L185 221V222L183 221L185 223V226H184ZM195 221L193 222V220H192V224H190V225L195 226ZM219 221H221V220H219ZM127 222H128V220H127ZM232 222L234 223L233 225H232ZM189 223H191V220ZM225 223H227V224H225ZM225 223H224L225 225H228V222H225ZM126 224H128L127 227L130 226V229L133 227L135 228V226L132 227V221H130V219H129V222ZM138 224L139 223H137L136 227H138ZM196 224H197V222H196ZM140 225H141V223L139 224V227L137 228L138 230H139V228H141ZM148 225H149V222H148ZM205 225L208 226V228H205ZM237 225H238V227H236ZM194 226L193 227L188 226V227H191L193 229ZM200 226H199V229L201 228ZM143 228L144 227L142 226V230H140L141 232L143 231ZM154 228H157V227H154ZM46 229H48L47 231L51 232V234H53V236L51 234H49L48 232H45ZM184 229L182 228V230H184ZM194 229L196 232V226ZM144 230H146V229L144 228ZM188 230H189V228H188ZM188 230H187V232H185L187 235H188ZM191 230H189V232H191ZM52 231H53V233H52ZM213 231H216L219 233L220 238L217 242L214 241V238L212 236ZM193 232H194V230H193ZM221 232L224 234L223 235L224 237L222 236ZM145 233L146 232H144L143 234L146 235L148 233V229H147V233L146 234ZM160 233H162V231ZM190 234H194V233L191 232ZM190 234L188 236L189 238H190ZM73 235L77 236L80 239V241L74 240ZM80 236L81 237L84 236V238L82 239ZM196 236L197 235H195V236L193 235V237H195V238L191 237L190 240L192 238L196 239V238L200 237V236H197V237ZM185 237L187 239V236H185ZM183 239H184V237H183ZM199 240H197V239L194 240V243H196L195 241H197L198 244L199 243L201 244V241L199 242ZM180 242H181V240H180ZM161 243H163V240ZM164 243H166V241ZM205 243H203V244H205ZM155 244H157V242ZM14 245H16L17 247ZM58 247L59 248L61 247L62 250L60 251V249H58ZM14 248H16V249H14ZM205 252H206V254H205ZM15 260L17 261V263H15ZM196 260H197V258H196ZM219 260H221L223 262L222 254H221ZM202 264H204V262Z\"/></svg>","mask_w":264,"mask_h":264},{"label":"crops","instance_id":"3","mask_svg":"<svg viewBox=\"0 0 264 264\" xmlns=\"http://www.w3.org/2000/svg\"><path fill=\"white\" fill-rule=\"evenodd\" d=\"M177 107V106H176ZM178 111V110H177ZM156 141V140H155ZM158 150V149H157ZM158 154H159V152H158Z\"/></svg>","mask_w":264,"mask_h":264},{"label":"snow or ice","instance_id":"4","mask_svg":"<svg viewBox=\"0 0 264 264\" xmlns=\"http://www.w3.org/2000/svg\"><path fill=\"white\" fill-rule=\"evenodd\" d=\"M137 128H139V126L137 125ZM142 131V130H141Z\"/></svg>","mask_w":264,"mask_h":264}]
</instances>
